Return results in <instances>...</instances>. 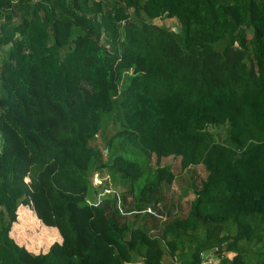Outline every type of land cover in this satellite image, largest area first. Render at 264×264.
<instances>
[{
	"label": "trees",
	"instance_id": "16d2710c",
	"mask_svg": "<svg viewBox=\"0 0 264 264\" xmlns=\"http://www.w3.org/2000/svg\"><path fill=\"white\" fill-rule=\"evenodd\" d=\"M136 262L264 264V0H0V264Z\"/></svg>",
	"mask_w": 264,
	"mask_h": 264
},
{
	"label": "rangeland",
	"instance_id": "374dc122",
	"mask_svg": "<svg viewBox=\"0 0 264 264\" xmlns=\"http://www.w3.org/2000/svg\"><path fill=\"white\" fill-rule=\"evenodd\" d=\"M153 21L155 22H164L165 24L169 23L168 19H161V18H154ZM111 130V128H109ZM110 132V131H108ZM107 135V134H106ZM97 143L100 144V139H95ZM107 173L103 172L102 175L105 176ZM108 175V174H107ZM115 175L119 176L116 172L113 173V177H116ZM205 175V170L203 169L201 164H194L187 166L183 171L180 173H177L170 185L163 182L159 189V201L156 203V206L162 210V213H171L172 210L177 209L179 207V202L175 201V199L170 197L169 189H173L175 196L178 200L188 199L193 197V191L192 187L199 184V181L202 177ZM109 182H112V185L122 192H126L125 187H123L122 184H117L113 182L112 175H108ZM141 177L138 178L136 181H140ZM133 182L134 191L136 193L138 184L137 182ZM118 183H121L118 181ZM127 195V198L130 199L129 193H125ZM174 202V205L171 204V202ZM32 212L34 217V212L26 205H18L16 208V219L11 223L9 234L13 237V239L19 243L24 245L27 249L37 252V251H43L46 250L50 242L53 240H58L59 236L56 235V237L50 238L49 243L47 246H45V242L43 240H40V229L43 227V224L39 219H36L34 223L28 224L25 220V217ZM19 212V213H18ZM45 228V227H44ZM56 231V230H55ZM52 233V231H49ZM57 234V233H56ZM51 236V234H50ZM169 259L168 255L164 256V260ZM211 262L210 263H216L217 256L213 255L210 257ZM136 264H138L136 262Z\"/></svg>",
	"mask_w": 264,
	"mask_h": 264
},
{
	"label": "built area",
	"instance_id": "2783aa9c",
	"mask_svg": "<svg viewBox=\"0 0 264 264\" xmlns=\"http://www.w3.org/2000/svg\"><path fill=\"white\" fill-rule=\"evenodd\" d=\"M102 177H104V176H100V175H97L96 173H94L93 176H92V180H93V182H96V183L100 184L101 181H102ZM109 191H112V188L107 186V185H103L101 187V189L98 191L97 196H99V195H101L103 193L109 192Z\"/></svg>",
	"mask_w": 264,
	"mask_h": 264
},
{
	"label": "crops",
	"instance_id": "0c3cea01",
	"mask_svg": "<svg viewBox=\"0 0 264 264\" xmlns=\"http://www.w3.org/2000/svg\"><path fill=\"white\" fill-rule=\"evenodd\" d=\"M56 233H57V234H56ZM56 235L59 236L58 232H57V231L55 232V230H53V231H52V237H56Z\"/></svg>",
	"mask_w": 264,
	"mask_h": 264
}]
</instances>
